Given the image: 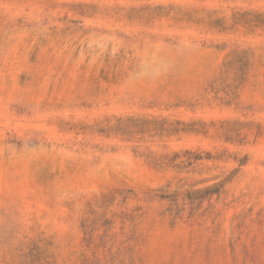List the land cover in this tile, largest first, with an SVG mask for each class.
<instances>
[{"label": "rangeland", "instance_id": "obj_1", "mask_svg": "<svg viewBox=\"0 0 264 264\" xmlns=\"http://www.w3.org/2000/svg\"><path fill=\"white\" fill-rule=\"evenodd\" d=\"M0 264H264V0H0Z\"/></svg>", "mask_w": 264, "mask_h": 264}]
</instances>
